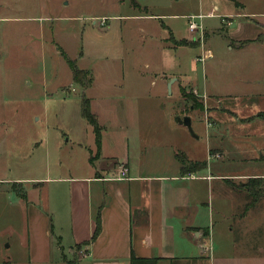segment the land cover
Here are the masks:
<instances>
[{
    "label": "crops",
    "instance_id": "crops-1",
    "mask_svg": "<svg viewBox=\"0 0 264 264\" xmlns=\"http://www.w3.org/2000/svg\"><path fill=\"white\" fill-rule=\"evenodd\" d=\"M209 1H214L211 9L200 0L199 15L169 18L185 19L189 25L190 17L207 16L217 8L213 17L198 23L220 22L203 27L198 37L189 26L188 35H177L169 26L171 36L161 48L175 58L186 49L202 48L204 57H195L192 65L211 60L214 78L209 82L205 74L201 86L199 76L191 77L180 65L173 73L163 72L162 78L156 74L169 95L180 102L195 95L204 112L191 106L184 114L180 106L167 116H146L139 109L149 99L143 97V74L137 67L129 74L108 68L101 82L90 70L92 85L83 88V95L102 129L100 148L81 102L80 122L63 133L69 134L67 142H76L68 154L76 153L83 161L69 169L58 167L55 178L41 180L43 187L35 185L39 189L25 252L0 264H264V171H229L232 164L264 167V12L248 10V0ZM219 63L230 80L225 90L216 82ZM183 89L192 97H184ZM98 98L104 99L101 106ZM240 99L258 100V107L244 111L225 106L227 100ZM185 116L191 118L195 136L178 121ZM61 141L57 137L53 154L61 152ZM214 153L222 158H211ZM180 154L206 163V168L181 173ZM122 165L129 177L119 180ZM254 212L257 223L252 222ZM98 217L101 230L93 240ZM251 228L258 229V243L246 237Z\"/></svg>",
    "mask_w": 264,
    "mask_h": 264
},
{
    "label": "rangeland",
    "instance_id": "rangeland-1",
    "mask_svg": "<svg viewBox=\"0 0 264 264\" xmlns=\"http://www.w3.org/2000/svg\"><path fill=\"white\" fill-rule=\"evenodd\" d=\"M183 1L186 2L0 0V261L25 252L27 245L23 244L33 215V198L39 189L35 185L43 187V184H38L41 180L55 178L54 170L58 167L69 169L83 161L76 153L68 154L74 150L76 142H67L69 134L63 133L72 132L77 127L84 98L83 87L74 82L72 69L63 52L76 61L79 69H89L87 71L91 75L94 71L100 82L108 68L125 70L129 74L137 67L143 74L142 81H139L145 86L143 97L149 99L139 109L146 116H167L180 106L184 114L191 112V106L204 112V103L197 96L193 95L194 100L180 102L175 94L169 95L162 82L156 81V74L162 78L163 72L173 73L179 65L191 77L198 75L201 86L205 77L210 82V78L216 75L217 71L212 69L209 59L196 62L197 69L192 65L195 57H204L202 48L186 49L176 58L161 48L165 39L171 36L167 29L169 26L179 32L177 35H188L187 20H173L169 16L200 14V0ZM208 1L201 0L211 9L210 2L214 1ZM257 2L248 0V10L264 12V0ZM102 19L106 22L104 26L100 24ZM220 21L205 19L203 27ZM193 34L200 36L198 31ZM213 48L219 49L216 44ZM122 52L126 59L120 57ZM218 65L219 79L216 82L225 90L230 80L223 70L224 64ZM230 78L235 79V75ZM183 94L186 98L191 96L184 89ZM119 99L124 100L125 97ZM103 100L100 99V106ZM227 101L224 105L228 108L254 111L258 107V100ZM57 137L62 140V150L55 155L53 150L57 147ZM249 152L246 151L248 155ZM245 169L251 173L264 171V167L256 168L250 163L232 164L229 171ZM181 173L186 174L182 168ZM38 193L42 199V192ZM254 213L256 218L252 222L257 223V212ZM235 229V237L240 241L242 236L237 225ZM252 229L247 231L246 237L258 243V229ZM66 253L73 259L68 251Z\"/></svg>",
    "mask_w": 264,
    "mask_h": 264
},
{
    "label": "trees",
    "instance_id": "trees-1",
    "mask_svg": "<svg viewBox=\"0 0 264 264\" xmlns=\"http://www.w3.org/2000/svg\"><path fill=\"white\" fill-rule=\"evenodd\" d=\"M181 44L185 45L183 42ZM62 54L64 55L69 68L72 69L74 82L77 84H80L84 89H87L88 87H90L92 85L91 84L92 76L89 73V71H87V70L84 71V70L79 69L75 60H73L71 57H69L64 52ZM82 99H83V101H82V114H83L84 118L86 119V121H88L89 124H91V126L95 129L96 145L98 146V148H100L99 144H100L102 129L99 126V123H98L96 116L94 114H92V112H91L90 100L86 99L85 97ZM260 117L264 118V114H261ZM178 157L181 159L182 170L186 174L196 173V171L206 168V163H204V162H191L182 154H180V156H178ZM258 195H259V193H258ZM258 195L256 193H254V198H258ZM97 221H98L97 229H96V232L93 236L94 237L93 240H95L98 237V234L100 233V230H101V221H99V217H98Z\"/></svg>",
    "mask_w": 264,
    "mask_h": 264
},
{
    "label": "built area",
    "instance_id": "built-area-1",
    "mask_svg": "<svg viewBox=\"0 0 264 264\" xmlns=\"http://www.w3.org/2000/svg\"><path fill=\"white\" fill-rule=\"evenodd\" d=\"M217 11V8L216 9H213L211 13H209L207 16H203V15H200V16H192L189 18V31L192 33V32H197V31H201L203 32V26L202 24H199L198 23V20H203L204 18H207V17H213L215 15V12ZM102 24L104 25L105 24V20H101ZM203 37V36H202ZM215 158H218L220 157L219 155H214ZM211 158H213V156L211 155ZM119 180L120 179H127L129 177V174H128V168L126 166H121L120 169H119Z\"/></svg>",
    "mask_w": 264,
    "mask_h": 264
},
{
    "label": "water",
    "instance_id": "water-1",
    "mask_svg": "<svg viewBox=\"0 0 264 264\" xmlns=\"http://www.w3.org/2000/svg\"><path fill=\"white\" fill-rule=\"evenodd\" d=\"M171 87V84H170ZM178 121L185 127H187L190 131V133L195 136L194 131H193V127L191 125V118L188 116H185L183 118H179Z\"/></svg>",
    "mask_w": 264,
    "mask_h": 264
}]
</instances>
